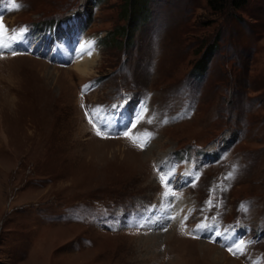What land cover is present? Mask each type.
Segmentation results:
<instances>
[{
  "label": "rangeland",
  "instance_id": "obj_1",
  "mask_svg": "<svg viewBox=\"0 0 264 264\" xmlns=\"http://www.w3.org/2000/svg\"><path fill=\"white\" fill-rule=\"evenodd\" d=\"M137 3L0 0V264H264V0Z\"/></svg>",
  "mask_w": 264,
  "mask_h": 264
},
{
  "label": "trees",
  "instance_id": "obj_2",
  "mask_svg": "<svg viewBox=\"0 0 264 264\" xmlns=\"http://www.w3.org/2000/svg\"><path fill=\"white\" fill-rule=\"evenodd\" d=\"M142 0H130V12H133L135 9V4L137 2H140L141 4ZM247 0H209V4L214 9H220L226 4H230L232 7H240L242 6ZM139 4V3H137ZM212 49V48H211ZM210 50V49H209ZM211 51H206L203 57L201 58L199 64L196 65V72L199 74L203 73L207 64L208 59L210 58Z\"/></svg>",
  "mask_w": 264,
  "mask_h": 264
},
{
  "label": "bare ground",
  "instance_id": "obj_3",
  "mask_svg": "<svg viewBox=\"0 0 264 264\" xmlns=\"http://www.w3.org/2000/svg\"><path fill=\"white\" fill-rule=\"evenodd\" d=\"M90 46V43L82 39L80 41V44L75 51V57L77 56L78 59L76 60V63L74 67L77 69V71L81 74H87L89 72V69L91 65L93 64V59L90 58L91 54L86 53L84 57H81L80 53H84L85 50ZM83 50V51H82ZM63 53L66 55L67 50L65 49Z\"/></svg>",
  "mask_w": 264,
  "mask_h": 264
},
{
  "label": "snow or ice",
  "instance_id": "obj_4",
  "mask_svg": "<svg viewBox=\"0 0 264 264\" xmlns=\"http://www.w3.org/2000/svg\"><path fill=\"white\" fill-rule=\"evenodd\" d=\"M17 7H19V6H17ZM3 28V25L2 24H0V29H2ZM0 47H7V45H0ZM83 51V50H82ZM90 54V53H89ZM150 122V121H149ZM105 127H107V125H104ZM97 135H102V133L99 131V130H97ZM124 135L125 136H130V133L129 132H124ZM145 145L144 144H141L140 145V147H144ZM162 179H163V177H162ZM241 208L243 209V210H247L246 209V206L245 205H241ZM170 219H171V217H170ZM211 226L210 225H207V224H198L197 225V230H205V229H208V228H210ZM227 231V230H226ZM217 236H221V235H223L222 233H219V232H217V233H215ZM230 252H232L233 251V248L232 247H229V249H228ZM236 251L237 252H241V253H243V251H244V242L243 241H241L240 242V245L239 246H237V248H236ZM235 254V253H234Z\"/></svg>",
  "mask_w": 264,
  "mask_h": 264
}]
</instances>
